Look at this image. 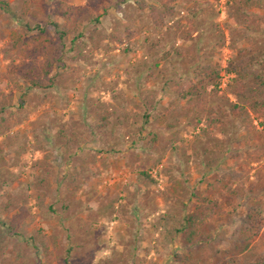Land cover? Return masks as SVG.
Wrapping results in <instances>:
<instances>
[{
  "label": "rangeland",
  "instance_id": "rangeland-1",
  "mask_svg": "<svg viewBox=\"0 0 264 264\" xmlns=\"http://www.w3.org/2000/svg\"><path fill=\"white\" fill-rule=\"evenodd\" d=\"M140 1L164 0H7L0 10V264H178L183 218L216 194L210 184L239 190L213 221L220 248L251 206L264 211L261 121L235 122L221 94H204L199 110L177 97L195 62L224 70L245 48L264 68V0H175L162 28ZM60 3L98 18L75 43L49 27L63 22ZM126 27L128 54L103 37ZM107 111L111 129L99 132ZM262 253L264 228L234 264Z\"/></svg>",
  "mask_w": 264,
  "mask_h": 264
},
{
  "label": "trees",
  "instance_id": "trees-1",
  "mask_svg": "<svg viewBox=\"0 0 264 264\" xmlns=\"http://www.w3.org/2000/svg\"><path fill=\"white\" fill-rule=\"evenodd\" d=\"M231 1L226 0V5ZM240 1V0H239ZM246 3V2H245ZM137 6L141 10H146L151 24L156 28L165 26L167 19L172 18L176 14L175 0H164L161 3L149 4L144 1L137 2ZM9 3L7 0H0V10L7 11ZM238 10L240 7L237 8ZM60 21H50L49 27L53 29L59 39H63L72 35V42L81 39L83 35L84 25H92L98 22V18L84 7H71L60 3L59 6ZM196 11L194 10L193 17ZM250 18V17H249ZM247 18V22L249 21ZM249 23V22H248ZM29 28L28 25L25 26ZM246 29L250 27L246 26ZM41 33L47 31L36 28ZM133 35V30L126 27L124 31L111 33L104 39L114 41L116 44L124 45L122 51L128 54L132 51L129 43L130 37ZM91 40L92 35L89 36ZM189 36H186L187 39ZM83 45V44H82ZM78 47V46H75ZM83 47V46H82ZM82 47L76 48L77 55L82 54ZM77 56L82 57V55ZM256 58L248 49L236 50L234 56L230 57L226 62V67L222 70L217 64H212L210 61L195 62L190 67L191 78H182L184 89L177 91V97L185 99L190 105L196 101L197 110L206 105L208 95L211 99L215 95L221 94L223 103L228 104L232 118L235 122L244 121L248 115H252L254 119L260 120V124L264 129V68L256 65ZM222 71L229 77L224 90L220 89L222 80ZM49 72L45 71V77H48ZM39 84V82H34ZM211 87L210 91L207 88ZM233 97L234 101L229 102L227 96ZM110 112H99L96 117V129L99 132H109L111 129V121L109 120ZM144 125L148 122V113L143 116ZM143 128L142 126H140ZM91 135L94 137L95 133ZM154 138L149 142V146L153 145ZM143 177L149 178L143 173ZM223 188H227L226 184L220 182ZM211 189H215L214 195H209V190H206L193 209L189 211L183 218V225L179 229L180 241L184 249V253L177 257L178 264H234L246 252H249L254 246V242L264 228V211L250 207L242 218V223L239 224L227 239V248H220L214 240L211 233L213 231V221L216 215L224 213L223 207L231 206L232 196L238 195V187L227 188V194L223 195L221 188L210 184ZM224 201L221 202L220 199ZM9 225V226H8ZM9 233L17 237H24L23 231L18 227L17 223L7 224ZM17 229V230H16ZM16 231V232H14ZM40 247L43 246L39 242ZM37 249V248H36ZM38 250V249H37ZM248 264H264V253L252 256Z\"/></svg>",
  "mask_w": 264,
  "mask_h": 264
}]
</instances>
